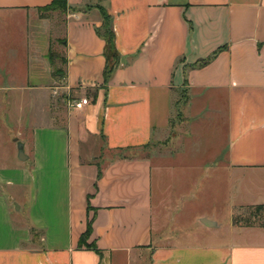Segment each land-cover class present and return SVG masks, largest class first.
I'll return each instance as SVG.
<instances>
[{
    "label": "crops",
    "instance_id": "1",
    "mask_svg": "<svg viewBox=\"0 0 264 264\" xmlns=\"http://www.w3.org/2000/svg\"><path fill=\"white\" fill-rule=\"evenodd\" d=\"M54 1L0 0V104L11 103L4 113L17 124L33 108L28 159L0 152V264H143L148 254L149 264H264V226L234 222L239 209L264 206V0H64L59 87ZM101 8L119 53L107 76ZM69 91L82 107H69ZM170 99L174 113L158 121L155 106ZM203 99L214 118L222 104L227 120L228 151L212 159L231 177L212 180L237 195L230 239L212 242L224 224L198 210L194 224L210 240L196 243L166 234L176 200L154 190L152 152L157 131L158 143L169 141L186 121L181 109ZM90 224L95 248L82 244Z\"/></svg>",
    "mask_w": 264,
    "mask_h": 264
},
{
    "label": "rangeland",
    "instance_id": "2",
    "mask_svg": "<svg viewBox=\"0 0 264 264\" xmlns=\"http://www.w3.org/2000/svg\"><path fill=\"white\" fill-rule=\"evenodd\" d=\"M62 11V8L55 7H51L47 10L48 13H53L51 19L55 31L53 35V50L59 57L54 68V80L56 82L54 86L58 87L64 83L63 60L65 48L63 42L65 39V24ZM21 47L22 46L19 45L17 48V59L19 60L21 59L19 56L21 55ZM57 95H61V93L58 91ZM66 96L68 97L67 103L69 107H72L71 104L74 103L73 99H75V96H73L71 91L66 92ZM6 99L5 97L3 100L5 101ZM201 101L202 103H193L189 107L181 109V120L185 119L186 121L183 123V126L175 127L174 130L169 132L167 136L170 137L169 141L166 143H158L161 139V135L157 131L152 152L155 165L154 190L156 192L159 191V189L160 192L168 190L172 198L176 200V208L172 210L171 221L166 228V234L175 235L179 233L183 235L182 238L189 239L192 242H209L208 240H210V237L201 233V226H196L194 224V216L192 213L198 210L211 211L213 214H216L217 219L224 224V228L220 231L222 235L213 237L211 240L212 242H220L230 239V233L225 227L236 205L235 196L237 195V190L233 189V185L230 181L226 182L225 180L221 185L212 180L220 176H223L225 179L231 177V171L228 168L226 169L223 167L220 169V165L217 164L215 159H212V154H214L216 150H220L221 154L224 156L229 148L224 106L222 104L216 105L220 110L222 108V110L218 117L216 116L214 118L212 115L213 105L208 100L207 102L205 99ZM4 104L5 105L0 104V152L5 154L8 158L7 160H13V162L16 160L19 162V142L16 141V139L19 141L26 140L29 144L28 150L29 148L32 149L33 146L30 128L32 125H29V127L25 129L28 122H30V124L33 123V113L30 111L33 110L32 104L30 106L26 105L27 111L30 113V120L26 119V121L24 120L23 123H20L18 116V124L14 120L9 119L4 113V111H7L6 107L11 110V103L5 101ZM201 105L204 106L205 109L199 111V114L196 115V106ZM174 111L175 105L171 99L169 103L165 105L157 104L155 106L156 119L159 121L161 117L164 118L166 115H171ZM27 115L28 113L26 112L25 118ZM18 125H21L22 129L18 128ZM83 145L86 152H88L89 143H84ZM94 148V154L98 156L101 153V141L100 144L95 145ZM160 149L167 155L166 158H164V164L159 163L160 156H158L157 151ZM171 153H173L172 157H170ZM161 171L165 177L163 181L162 175L160 174ZM262 189L264 190V185ZM183 194L185 197L182 196ZM208 199L211 201L209 202ZM15 207L17 208V206ZM188 209L190 210L189 217L181 221L180 214L188 211ZM255 213H259L260 216L253 218L252 214ZM237 216H239L240 220L244 223L251 221L258 227L264 226V207L258 209L257 206H246L238 210ZM183 229H189L191 231L183 232ZM142 259L144 261L143 264H149V254Z\"/></svg>",
    "mask_w": 264,
    "mask_h": 264
},
{
    "label": "trees",
    "instance_id": "3",
    "mask_svg": "<svg viewBox=\"0 0 264 264\" xmlns=\"http://www.w3.org/2000/svg\"><path fill=\"white\" fill-rule=\"evenodd\" d=\"M55 7V8H62V10H66V3L64 0H55L53 4L49 7ZM102 15H103V24L101 27L97 28L98 34L104 38L107 42V48H106V56L108 59L107 67H106V76L109 75L117 66L119 63V53L116 48V32L114 28V22L112 15L105 9L101 8ZM51 60L53 61L52 57ZM264 206H257V208H261ZM259 213L252 214L253 218H257L260 216ZM248 221V220H247ZM235 224L241 225V226H256L253 224V222L248 221L244 223L240 220L239 216H236L234 219ZM91 234V224L89 225L88 231L85 233V235L82 238V244H87L88 248H95L93 244H88L87 239L89 238Z\"/></svg>",
    "mask_w": 264,
    "mask_h": 264
},
{
    "label": "water",
    "instance_id": "4",
    "mask_svg": "<svg viewBox=\"0 0 264 264\" xmlns=\"http://www.w3.org/2000/svg\"><path fill=\"white\" fill-rule=\"evenodd\" d=\"M80 11H86L87 8H80L79 9ZM16 141L19 142V158L21 160H26L28 159V155H26V152H25V144L22 142V141H19L18 139H16ZM205 222V221H204Z\"/></svg>",
    "mask_w": 264,
    "mask_h": 264
},
{
    "label": "built area",
    "instance_id": "5",
    "mask_svg": "<svg viewBox=\"0 0 264 264\" xmlns=\"http://www.w3.org/2000/svg\"><path fill=\"white\" fill-rule=\"evenodd\" d=\"M83 103H84V100H82L81 102L73 103L71 105L74 108H80V107H82Z\"/></svg>",
    "mask_w": 264,
    "mask_h": 264
}]
</instances>
